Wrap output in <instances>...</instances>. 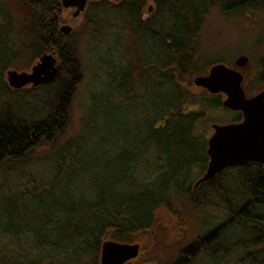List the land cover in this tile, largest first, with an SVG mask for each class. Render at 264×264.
<instances>
[{
    "label": "trees",
    "instance_id": "trees-1",
    "mask_svg": "<svg viewBox=\"0 0 264 264\" xmlns=\"http://www.w3.org/2000/svg\"><path fill=\"white\" fill-rule=\"evenodd\" d=\"M20 1L29 16L30 54L39 59L53 53L61 70L52 84L32 89V95L44 90L48 96L36 111L10 103L0 106V170L23 165L36 149L53 144L65 132L72 100L83 79L74 34L66 37L59 31L64 14L61 0ZM88 1L91 8L115 9L134 36L132 54L121 44L108 47L114 55L112 61L103 62V86L111 90L91 97L101 105L115 94L117 104L126 103L132 121L123 133L119 130L112 136L109 144L114 147L108 149L102 141L105 147L101 152L98 142L97 146L96 142L92 144L93 136L99 140V128L95 127V134L88 132L84 119L83 136L80 133L61 147L56 157L62 166L60 175L67 163L78 164L83 157L90 160L86 169L100 176L93 194L69 203L63 244L53 243L49 250L36 244V256L25 262L1 251L0 264H80L84 258L90 259L89 264H101L99 257L105 241L132 243L135 235L155 227L159 209L166 208L180 216L176 204L207 214L210 206L223 213L224 219L167 264H264V166L250 163L231 168L194 188L209 160L207 148L212 133L205 134L203 126L221 122L213 116L209 118V114H226V124L242 120V113L224 107L223 95H212L201 88L195 93L192 89L194 78L208 73L200 63L197 38L214 0L205 4L200 3L202 0H151L156 14L149 19L143 16L147 0H124L119 6ZM229 9L264 11V0H222L223 12ZM11 16L0 0V24L4 22L9 33ZM217 63L224 62L212 61L208 68ZM118 79L123 90L115 86ZM257 82L260 90L254 94L245 90L248 97L264 88V58ZM10 91L6 87V92ZM106 102L115 104L111 99ZM139 115L144 119L141 124L134 119ZM108 155L113 159L109 165L100 159ZM12 200L6 201L8 206L15 204ZM212 214L210 220H203L204 224L213 223ZM233 229L251 233L253 238L236 240L232 245L227 234Z\"/></svg>",
    "mask_w": 264,
    "mask_h": 264
},
{
    "label": "rangeland",
    "instance_id": "rangeland-1",
    "mask_svg": "<svg viewBox=\"0 0 264 264\" xmlns=\"http://www.w3.org/2000/svg\"><path fill=\"white\" fill-rule=\"evenodd\" d=\"M103 1L110 6H119L124 2V0H99V3ZM207 1L202 0L200 3L205 4ZM3 2L12 15V23L10 22L9 25L10 33L6 30L4 22L0 24V28L6 30H0L2 33L0 34V106L10 103L26 111H36L48 99L46 92L40 90L32 95L34 94L32 89L40 87L34 88L31 85L20 90L12 89L7 78L8 71L30 72L39 61L33 59L28 50L30 22L27 9L20 0H3ZM151 5L153 6L154 2L147 0L144 8L146 13L144 11L143 14L145 19L152 18L156 14L155 6L152 11L149 10ZM107 8L95 9L88 4L84 17H74V9H64L59 29L63 25L76 26V30L71 35L74 34L73 39L83 64V79L72 100L68 126L64 133L55 138L53 144L36 149L23 165L7 166L0 170V252L5 251L10 258L25 262L36 256L34 249L36 244H41L48 250L53 243L61 241L63 244L65 238L62 234L69 203L93 194L95 182L100 176L94 170L86 169L90 160L83 157L78 164L69 162L60 175L62 166L56 157V152L61 147H65L67 143L81 135L84 119L88 132L94 133L95 127L99 128V140L97 141L93 136L92 144L96 142L97 146L98 142L97 149L100 151L105 147L102 141L109 149L112 136L119 130L123 133L132 121V116L126 112V103L117 104L115 94L113 98L108 97L101 101V105L91 98L93 94L98 95L101 92L106 93L107 89L111 90L103 86L106 75L103 62L112 61L111 56L114 55L108 52V47L113 48L121 44L126 46L131 54L135 50L133 34L126 30L125 23L121 21L115 9ZM197 45L201 55L200 63L207 67V71L212 61L223 60L227 66L234 67L235 61L240 56L248 57V66L242 70L245 78L243 88L252 94L260 90L257 78L262 70L264 58L263 10L229 9L223 12L222 0L212 1L199 31ZM115 86L123 90L124 85L118 79ZM6 87L12 92H6ZM192 89L195 93L201 92V89L194 84ZM110 99L115 102L114 106L106 102ZM209 115H211L209 118L213 116L220 119L221 122L218 124L227 123L224 113ZM134 119L139 124L144 120L140 115L134 116ZM203 128L205 134L213 132L212 124H204ZM100 159L108 165L113 160L110 155ZM10 198L13 199L11 203H15L12 206H8L6 202ZM175 207L179 212L181 211L180 216L166 208H161L156 213L155 227L135 235L131 244H139L140 255L127 264L170 263L184 248L194 244L199 237L213 230L224 219L223 213L208 206V210L213 213L211 216L213 223L204 224L203 220L206 217L210 220L211 212L207 214L202 210L195 211L188 205L184 207L176 204ZM227 236L232 245L236 244V240L246 242L253 238L251 233L247 235L244 231L236 229L228 232ZM89 260L84 258L80 264H89Z\"/></svg>",
    "mask_w": 264,
    "mask_h": 264
},
{
    "label": "water",
    "instance_id": "water-1",
    "mask_svg": "<svg viewBox=\"0 0 264 264\" xmlns=\"http://www.w3.org/2000/svg\"><path fill=\"white\" fill-rule=\"evenodd\" d=\"M120 1V0H116ZM64 9L76 8L74 17H82L88 0H61ZM153 6L149 8L152 11ZM76 26L63 25L59 31L71 35ZM248 57L240 56L234 67L224 63L213 65L206 75L194 78V85L212 95H224L223 105L231 112L242 113L240 122L214 124L208 141L209 157L205 174L196 181L194 188L215 179L226 170L250 163L264 166V88L248 97L243 88L242 70L248 66ZM61 66L53 53H45L30 72L8 71L7 78L12 89L20 90L28 85L40 87L52 84ZM140 255L139 244L107 240L102 244L101 264H127Z\"/></svg>",
    "mask_w": 264,
    "mask_h": 264
},
{
    "label": "flooded vegetation",
    "instance_id": "flooded-vegetation-1",
    "mask_svg": "<svg viewBox=\"0 0 264 264\" xmlns=\"http://www.w3.org/2000/svg\"><path fill=\"white\" fill-rule=\"evenodd\" d=\"M70 9H74V10L76 11V8H70ZM209 70H210V69H209ZM208 72H209V71H208ZM201 89H202V88H201ZM203 90H204V89H203ZM205 91H206V90H205ZM206 92H207V91H206ZM207 93H209V92H207ZM209 94H210V93H209ZM217 95H218V94H217ZM221 95H222V94H221ZM223 96H224V95H223ZM208 161H209V160H208ZM207 166H208V163H207ZM206 170H207V167H206ZM206 170L204 171V173L202 174V176L205 174ZM202 176H201V177H202ZM201 177H200V178H201ZM200 178H199V179H200ZM201 185H202V184H201ZM201 185H200V186H201ZM197 188H198V187H197ZM195 189H196V188H195Z\"/></svg>",
    "mask_w": 264,
    "mask_h": 264
}]
</instances>
